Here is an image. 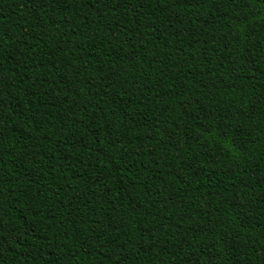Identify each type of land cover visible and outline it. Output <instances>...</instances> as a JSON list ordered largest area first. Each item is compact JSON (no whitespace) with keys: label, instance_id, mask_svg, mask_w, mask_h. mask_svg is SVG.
Listing matches in <instances>:
<instances>
[{"label":"trees","instance_id":"16d2710c","mask_svg":"<svg viewBox=\"0 0 264 264\" xmlns=\"http://www.w3.org/2000/svg\"><path fill=\"white\" fill-rule=\"evenodd\" d=\"M0 264H264V0H0Z\"/></svg>","mask_w":264,"mask_h":264}]
</instances>
